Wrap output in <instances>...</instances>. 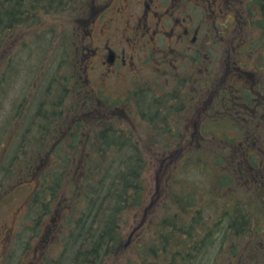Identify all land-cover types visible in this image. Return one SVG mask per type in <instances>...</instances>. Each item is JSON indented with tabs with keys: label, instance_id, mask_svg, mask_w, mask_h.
<instances>
[{
	"label": "flooded vegetation",
	"instance_id": "1",
	"mask_svg": "<svg viewBox=\"0 0 264 264\" xmlns=\"http://www.w3.org/2000/svg\"><path fill=\"white\" fill-rule=\"evenodd\" d=\"M79 16L69 77L39 114L49 137L34 149H111L102 143L114 135H137L141 150L158 152L160 175L169 162L159 152L173 157L196 140L199 150L229 158L231 175L218 179L234 180L223 188L229 194L264 196V0H91ZM100 21L94 36L89 26ZM134 72L135 88L107 94ZM227 117L240 130L230 150L206 136L211 119Z\"/></svg>",
	"mask_w": 264,
	"mask_h": 264
},
{
	"label": "rangeland",
	"instance_id": "2",
	"mask_svg": "<svg viewBox=\"0 0 264 264\" xmlns=\"http://www.w3.org/2000/svg\"><path fill=\"white\" fill-rule=\"evenodd\" d=\"M74 16L75 7L70 3L63 12L58 14L37 16L36 23L29 22L30 19L24 21L18 26L21 29L17 32L16 29L15 32L12 31L14 33L11 32L3 45L6 49L1 52V61L5 56H9L8 52L12 53V56L7 57V71L6 67H0V264H40L42 255H50L52 258L54 254H56V261L63 264L62 255L69 257V252L64 248V240L69 228L62 219L68 221L73 220V217L81 220L85 218L89 208L84 200L83 191L93 187L89 186L90 179L94 181L96 178L94 183L98 184L102 178V175L95 172L85 173L83 163L84 154L87 153L85 151H75V154H72L73 151L60 148L54 151L50 149L42 151L41 158H45L53 151L55 163H47L44 168L37 171V176H33L34 173L29 170L30 167H27L25 161L26 158H37V150H33L32 146L43 142L40 137L44 130L39 128L49 125L47 121L42 122L39 114L51 110L49 108L53 107V103L57 101L58 83L65 82L66 74L69 77V72L66 73L69 70L67 66L72 65V56L69 52L75 48V45L64 41L61 45L59 42L60 35L66 36L70 33ZM101 25V21L96 25L90 24L89 28H93L94 36L100 32ZM48 28L51 30L48 31ZM4 52H7V55L4 56ZM9 63L12 64L14 71L8 66ZM143 69L146 75L154 72L153 67L143 65ZM92 76L100 80L97 74L93 73ZM137 84L138 75L134 72L132 76L124 77V79L117 78V86L107 94L120 95L127 85L135 88ZM216 95L210 96L209 100H213ZM227 118L218 123L211 119L210 131L206 136L207 141L212 140L215 147L222 144L230 150L231 142L237 139L240 130L234 125L232 118ZM190 147L189 151L170 156L166 170L160 175H158L160 168L149 156V165L141 169L144 180L148 182V187H151L154 193L147 197L149 206L145 211L136 208L121 214L120 224L123 232L117 235L122 242L119 248H115L107 255L102 264H121L130 255L136 258L131 246L135 242H143L151 237L153 230L147 225L152 221H158L163 214L166 215L171 210L178 209V202L189 193L199 199L193 207L196 217L195 227L192 228L194 238L191 241L194 242L198 234L201 238L208 239V246L199 247L195 253L196 259L191 260L192 264H214L217 259L222 260L223 258L219 255L220 248L215 245V242L219 239L230 240L231 238L225 237L226 232L231 233L235 230L230 228L231 219L228 220V225L226 223L216 229L217 221L224 222L216 211L221 208V205L213 208L217 198L222 199L228 207L236 198L250 199L258 209L262 208L264 211L261 203L264 196L257 197L258 194L246 188L234 189L235 193L232 195L223 189L236 186L233 179L224 185L218 180L231 175L229 171L231 167L226 161H229L228 157L225 161L218 156L212 157L211 146H208V150H199L196 140ZM128 152L131 153L130 150ZM113 156H116V153ZM165 156H169V151ZM52 165L59 167L60 172L63 171L62 174L69 171V175L60 180V186L55 190V195L54 193L51 195L49 190V186L52 185L50 171L55 169ZM234 176L237 177L235 173ZM38 179L43 181L42 194L37 190ZM37 196H40L39 203L31 209L30 197L35 199ZM48 196L54 197L51 201H46ZM44 200L45 205H43ZM25 205L29 212L27 217L23 216L25 211H21ZM47 209H49L48 212L45 211ZM262 209L261 213H263ZM53 219L57 221V224L53 222ZM184 219L189 220L187 216ZM143 221L142 229L134 231L132 242L128 244L129 235ZM252 222L255 225L252 232L250 227L249 232L247 229L244 230L241 238L231 240L225 245L226 252L230 254L235 250L232 246L239 247L237 248L239 255L234 256V264H240L247 256L249 249L257 244L264 250V243H261L264 241L260 240L255 233L257 223L254 216ZM12 223H14L12 234L15 236L9 238V232L5 229ZM152 226L155 228L156 223ZM212 227H214L213 234L209 237ZM218 231H221V234L218 235ZM180 238L187 239V236L182 235ZM14 240L16 241L11 245L10 241ZM123 244H127L128 247ZM36 253L37 256L41 254L35 257Z\"/></svg>",
	"mask_w": 264,
	"mask_h": 264
},
{
	"label": "trees",
	"instance_id": "3",
	"mask_svg": "<svg viewBox=\"0 0 264 264\" xmlns=\"http://www.w3.org/2000/svg\"><path fill=\"white\" fill-rule=\"evenodd\" d=\"M90 2L91 0H0V57L1 52L6 49L3 46L6 39L8 40L11 32L15 29L16 32L19 31L21 27L18 28V26L24 21L30 19L29 22L36 23L37 16H48L51 13L58 14L63 12L70 3L71 6L75 7V18L78 14L88 12ZM1 24L3 25L1 26ZM47 30L50 31L51 28ZM60 38L61 43L63 41L69 43L73 38L72 26L70 33L66 36L60 35ZM0 63L6 67L7 71V59H2V61L0 59ZM8 66L14 71L12 64L9 63ZM46 137L49 136L42 133L40 138L44 140ZM138 138L137 135L129 138L124 135H114L112 141L107 140L102 143L104 147L109 146L111 143V149L102 148L89 151L90 153L86 157L87 165L84 166L85 173L95 172L102 175V178L98 184L94 183L96 178L94 181L90 179L89 186L93 187L83 191L84 200L89 208L85 218L81 220L73 217V220L70 219L68 221L62 219V222L65 225L67 224L69 228L67 235L66 233V236L64 235V248L69 252V257L62 255L64 258L63 264H102L107 255L114 251L115 248H119L122 242L117 235L123 232L120 224L121 214L126 210L139 208L145 211L148 208L147 197L154 193L151 187H148V182L144 180L141 169L149 165V156L152 157V153L158 152L141 150ZM124 145L128 148L123 150L121 147ZM33 150H37V158H26L25 161L27 162V167H30L29 170L34 173L33 176H37V171L43 168L38 163V160H45L47 157L41 158L43 149L33 148ZM69 151H73L72 154H75V151L84 152L79 150ZM114 153H116V156L112 157ZM159 153H168V151ZM171 153L173 155L176 151H169V154ZM167 158V162H169L170 156ZM52 167L55 169L50 171V182H52V185L49 186V190L51 195L53 193L55 195V190L60 186V180L66 177L69 171L62 174L63 171L60 172L59 167L56 165H52ZM40 178L43 179V177ZM41 179L37 181V190L40 194L44 192ZM45 181L46 177L44 176ZM52 197L48 196L46 201H51ZM39 199L40 196L35 199L32 197L29 203L31 209H33L35 204L39 203ZM198 200L192 193H189L178 202V209L175 208L169 214H163L156 222H150L147 226L153 230L150 234L151 237L146 239V241L133 243L131 248L135 252L134 257L136 258L130 255L121 264H192L191 260L192 258L196 259L195 253L199 250V247L208 246V239L201 238L199 234L194 239V242L191 241L194 238L192 228L195 227L194 221L196 217L193 207L195 203H198ZM215 201L213 208L221 205V208L216 209V211L224 221H217L216 229L226 223L228 225V220L231 219V227L230 225L229 227L235 230L231 233L226 232L225 237L231 238L230 240L219 239L215 242V245L220 248L219 255L223 259H217L214 264H234V256L239 255L237 250L239 247L232 246L235 250L230 254L226 252L225 245L231 240L241 238L244 230L247 229L249 232L251 227V232L253 231L255 227L252 222L253 216L257 223L255 233L260 240L264 241V211L262 208L258 209L257 205L250 199L236 198L229 207L222 199H216ZM261 203L264 208V199H262ZM43 205H45V200ZM261 209L263 213H261ZM46 211L48 212L49 209ZM186 216L189 219L188 221L184 219ZM155 223L156 227L153 228L152 225ZM213 229L214 227L210 229L209 235H211L209 237L212 236ZM219 234H221V231H218ZM182 235L187 236V239L180 238ZM128 242H132V235H129ZM261 243L263 244L264 242ZM55 256L56 254L52 258H50V255L43 256L40 264H62L56 261ZM240 264H264L262 246L257 244V246L250 248L247 256L242 259Z\"/></svg>",
	"mask_w": 264,
	"mask_h": 264
}]
</instances>
